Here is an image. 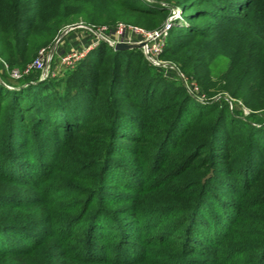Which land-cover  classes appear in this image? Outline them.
<instances>
[{
    "label": "trees",
    "instance_id": "obj_1",
    "mask_svg": "<svg viewBox=\"0 0 264 264\" xmlns=\"http://www.w3.org/2000/svg\"><path fill=\"white\" fill-rule=\"evenodd\" d=\"M133 1V12L149 6ZM233 4L242 17L227 16L220 37L240 36L239 50L254 38L256 48L222 81L227 85L231 78L236 94L252 92L244 103L261 107L254 100L264 94V0ZM203 12L201 18L208 17ZM20 18L0 11V59L10 69L32 64L53 41L52 28L44 37L33 27L20 31ZM104 26L110 34L117 24ZM194 33L201 43L190 62L204 68V91L220 92L226 87L208 71L217 44ZM217 48L218 54L238 50L231 44ZM135 52L116 51L100 40L61 79L41 83H31L41 71L16 81L0 62V182L26 193H0V260L35 257L44 242L54 240L60 250H45L38 264H264V203L254 207V193L264 196V176L249 175L254 164L248 153L217 142L218 123L233 122V113L222 105L216 115L195 106L186 119L193 99L184 96L155 116L147 131L125 107L122 73L112 70L102 84L107 56L128 62ZM253 71L258 91L244 83ZM98 106L102 114L95 113Z\"/></svg>",
    "mask_w": 264,
    "mask_h": 264
},
{
    "label": "rangeland",
    "instance_id": "obj_2",
    "mask_svg": "<svg viewBox=\"0 0 264 264\" xmlns=\"http://www.w3.org/2000/svg\"><path fill=\"white\" fill-rule=\"evenodd\" d=\"M19 1L27 4L24 9L23 5L25 4H19ZM19 1L2 0L1 16L16 17L19 15L21 17L19 21L22 22L19 30L28 31L33 27L32 29L36 30L38 37L49 36L48 30L52 28L54 30L50 36L53 40L52 44L44 46L42 49H51L56 40L65 33L56 45L54 53L56 62H52L44 77L41 72L39 80L31 83H41L49 77L61 79L62 73L72 68L60 66L57 63L59 57L68 52H76L79 56H84L79 58L74 66L83 61L98 46V37L92 31L98 32V29L104 25L110 27L116 24L132 25L152 33L164 28L170 22L171 28L168 30V34L157 42L160 52L154 56L153 62L147 60L142 48L133 49L137 52L130 55L128 62L123 60V56L115 58L109 55L106 58L107 66L102 69L104 74L102 84L107 83L112 77V70L122 73L120 78H122L124 87L120 89V93L122 96H126L125 107L141 117L142 127L147 131L154 128L155 116L162 115L173 100L177 101L184 96L193 99V102L185 107L186 116L184 118L186 119L191 118L190 113L195 106L200 107L205 112L211 111L214 115L218 112L219 108L217 109V107L227 106L229 111L233 113V122L226 120L218 123L220 136L217 142L229 145L231 149L239 151L240 154L248 153L247 156L250 157L248 161L251 160L254 164L248 165L249 175L254 172V176L258 173L264 176V106L253 108L252 105L244 103L252 97V92H243L238 95L234 91V82L231 78L227 85L222 81L225 74L234 68L236 69L238 61H242L241 59L246 52L254 51L256 48L254 42L256 39L254 38L247 42L248 49L241 48L239 50V45L242 42L240 36L227 32L224 37H220L221 27L228 25L227 16L237 12L236 5L233 4L235 0H139L149 5L137 6V9H141L142 12L130 10L136 7L133 0ZM154 6H158V8L152 9ZM163 8L166 9V12L159 14ZM21 9L25 10L26 13L23 11L21 13ZM203 11L209 13L208 17L201 18ZM234 15L239 18L242 17L238 14ZM210 18L212 19L210 20ZM238 25L240 24H237L235 28ZM194 32L210 36L211 40L217 44L216 54L210 55L211 62L208 71L216 84L222 81L226 87L220 92L207 94L203 89L204 82H199V76L203 73L204 68L199 63L190 62L193 55L191 53L201 43V38ZM110 34L108 35L110 36ZM111 37L113 38L112 34ZM260 37L264 38V34ZM114 39L116 40V38ZM121 39L124 40V43L130 44H139L143 41L141 37L129 34ZM155 43V41H150L149 44L152 46ZM230 44L238 49L236 53L218 54L220 50L217 47ZM168 47L171 51L167 50ZM0 62L3 64L4 73L12 78V71L22 73L32 61L27 63L24 68L15 67L13 69H10L4 60L0 59ZM244 83L254 87L253 91H258L254 71L251 72L248 79L244 80ZM259 100L264 105V94H255L254 101ZM95 113H103L100 106ZM191 121L193 120H188L189 123ZM260 191L254 193V207L262 206L264 203V196L256 194ZM5 192L20 194L21 196L26 195L25 190L11 187L6 182L3 184L0 182V193ZM252 200L253 197L248 202L249 205ZM43 216L50 222V216L47 214H43ZM248 219L249 224L254 221V217L251 221L249 217L246 221ZM246 223L248 225V222ZM50 245L53 247H49ZM50 248H52L51 253L60 250L58 243L52 240L48 246L44 242L43 246L34 253L35 257L22 260L7 258L0 260V264H25L26 261L28 264H38V258ZM149 264L155 263L153 261Z\"/></svg>",
    "mask_w": 264,
    "mask_h": 264
},
{
    "label": "built area",
    "instance_id": "obj_3",
    "mask_svg": "<svg viewBox=\"0 0 264 264\" xmlns=\"http://www.w3.org/2000/svg\"><path fill=\"white\" fill-rule=\"evenodd\" d=\"M171 28L170 22L167 23V25L159 30H156L152 33H148L144 29L132 26V25H125V24H118L115 31L111 32L113 35V38L108 35V28L103 26L98 29L97 31H92L97 37L98 42L101 39H105L106 42L111 46L113 43L117 42H124L121 38L125 35H137L143 39L140 43H146L142 47L144 50V55L147 58V60L154 61V56H157L160 52L159 46L157 45V42L163 39L167 34L168 30ZM116 38V40L114 39ZM150 41H155L156 43L150 46ZM84 55H80L76 52H68L65 54H62L59 57V61L57 63L65 68H73L74 64L79 60V58H82ZM54 59V54L51 55V49H42L39 51L38 58L29 65L22 73L17 71H12L11 77L14 80H19L23 78L25 75L30 74L32 71L37 70L43 72L47 65L48 68L52 64V61Z\"/></svg>",
    "mask_w": 264,
    "mask_h": 264
},
{
    "label": "water",
    "instance_id": "obj_4",
    "mask_svg": "<svg viewBox=\"0 0 264 264\" xmlns=\"http://www.w3.org/2000/svg\"><path fill=\"white\" fill-rule=\"evenodd\" d=\"M73 27H77V26H73ZM65 34V33H64ZM62 34L61 37L64 35ZM59 37L57 40H56V43L55 45L51 48V55H53L55 53V50H56V45L57 43L59 42L60 38ZM102 41H105V39H101ZM108 43V42H107ZM144 44L146 43H139V44H130V43H124V42H117V43H113L111 45V47L116 50V51H127V50H133V49H138V48H142L144 46ZM48 69V65L46 67V69L42 72V76L44 77L46 74H47V70ZM42 80V79H41ZM0 83L4 84L2 82V80L0 79Z\"/></svg>",
    "mask_w": 264,
    "mask_h": 264
}]
</instances>
